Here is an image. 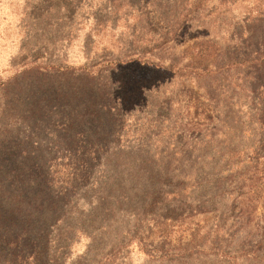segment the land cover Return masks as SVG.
<instances>
[{"label": "rangeland", "instance_id": "obj_1", "mask_svg": "<svg viewBox=\"0 0 264 264\" xmlns=\"http://www.w3.org/2000/svg\"><path fill=\"white\" fill-rule=\"evenodd\" d=\"M0 264H264V0H0Z\"/></svg>", "mask_w": 264, "mask_h": 264}]
</instances>
